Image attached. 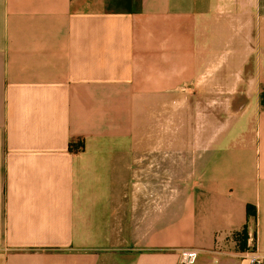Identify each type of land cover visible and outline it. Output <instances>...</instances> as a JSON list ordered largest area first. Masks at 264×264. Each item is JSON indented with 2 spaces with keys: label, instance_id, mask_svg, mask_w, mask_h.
I'll list each match as a JSON object with an SVG mask.
<instances>
[{
  "label": "crops",
  "instance_id": "0c3cea01",
  "mask_svg": "<svg viewBox=\"0 0 264 264\" xmlns=\"http://www.w3.org/2000/svg\"><path fill=\"white\" fill-rule=\"evenodd\" d=\"M185 248L264 260V0H0V264Z\"/></svg>",
  "mask_w": 264,
  "mask_h": 264
},
{
  "label": "built area",
  "instance_id": "2783aa9c",
  "mask_svg": "<svg viewBox=\"0 0 264 264\" xmlns=\"http://www.w3.org/2000/svg\"><path fill=\"white\" fill-rule=\"evenodd\" d=\"M198 251L193 248H185L180 252V262L183 264H195ZM246 257L252 264H264L263 257L257 250H251L246 254Z\"/></svg>",
  "mask_w": 264,
  "mask_h": 264
},
{
  "label": "trees",
  "instance_id": "16d2710c",
  "mask_svg": "<svg viewBox=\"0 0 264 264\" xmlns=\"http://www.w3.org/2000/svg\"><path fill=\"white\" fill-rule=\"evenodd\" d=\"M247 214H248V216L250 217V216H255L256 215V209H255V207H253V206H251V205H248L247 206ZM247 228H244V230H243V232H242V238L244 239V240H246V238H247Z\"/></svg>",
  "mask_w": 264,
  "mask_h": 264
},
{
  "label": "rangeland",
  "instance_id": "374dc122",
  "mask_svg": "<svg viewBox=\"0 0 264 264\" xmlns=\"http://www.w3.org/2000/svg\"><path fill=\"white\" fill-rule=\"evenodd\" d=\"M228 101V102H227ZM227 103L226 104H229V99H228V97H227ZM231 114L232 113H229L228 111L226 112V118L228 119L229 118V116H231Z\"/></svg>",
  "mask_w": 264,
  "mask_h": 264
}]
</instances>
